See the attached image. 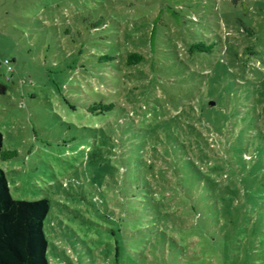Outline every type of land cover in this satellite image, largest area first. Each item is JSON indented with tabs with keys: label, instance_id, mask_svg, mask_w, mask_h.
<instances>
[{
	"label": "rangeland",
	"instance_id": "rangeland-1",
	"mask_svg": "<svg viewBox=\"0 0 264 264\" xmlns=\"http://www.w3.org/2000/svg\"><path fill=\"white\" fill-rule=\"evenodd\" d=\"M201 40L217 44L191 53ZM132 52L143 60L128 64ZM0 79L17 152L0 166L14 198L50 199V264H264L252 153L234 169L223 152L264 135V0H0ZM166 122L217 184L209 202L176 182Z\"/></svg>",
	"mask_w": 264,
	"mask_h": 264
},
{
	"label": "trees",
	"instance_id": "trees-1",
	"mask_svg": "<svg viewBox=\"0 0 264 264\" xmlns=\"http://www.w3.org/2000/svg\"><path fill=\"white\" fill-rule=\"evenodd\" d=\"M237 2V0H233ZM252 34V30L250 31ZM215 41L209 43L201 40L193 43L189 47L191 53L200 51L211 53ZM143 60V55L139 52H132L127 56L128 64L139 63ZM8 91V85L0 79V94H5ZM99 110L110 111L116 104L114 102H99ZM216 108V106H212ZM208 121V120H206ZM213 125L217 132L224 135L223 127H227L221 121L209 119L208 121ZM167 123V122H166ZM165 139L168 148H165V155L170 158L168 165L171 166L176 175H180L177 183L186 192L187 195L193 194L196 198L203 196L207 202L211 199V194L207 191L214 192L216 190V183L212 178H206V182L202 181V172L196 165L188 158L186 152L182 150V145L178 143L173 132H179L180 126L178 124L167 123L164 127ZM188 133L193 135L192 129H187ZM196 145L198 149L206 154L204 151V144L206 143L199 132H196ZM243 134H240V137ZM238 136L227 152L231 159V164L234 169H237V160L234 157L240 158L245 162V153L249 151L252 153L250 160L255 164L254 175L261 181L264 188V135L260 132L255 140H243ZM223 138L226 139L225 136ZM3 133L0 131V159L10 158L17 155L15 150H5L3 145ZM226 142L229 141L226 139ZM204 149V150H203ZM251 149V150H250ZM242 151V153H241ZM219 154V156L223 155ZM207 155V154H206ZM178 169V170H176ZM236 171V170H235ZM252 173V174H253ZM263 173V174H262ZM262 174L261 177H258ZM182 175V178H181ZM202 175V176H201ZM135 203L145 202L140 199L147 196L144 192L150 189L145 183H140L135 180ZM229 191L224 192L220 189V193H230L231 191L237 193L236 189L228 188ZM151 191V190H150ZM148 197V196H147ZM151 197V196H150ZM149 200V198H148ZM147 201V200H146ZM149 202V201H148ZM151 202V201H150ZM51 203L49 198H41L38 200L16 199L11 193L9 181L3 168L0 166V264H50L48 257L49 240L45 232V220L50 212ZM196 208V205H193Z\"/></svg>",
	"mask_w": 264,
	"mask_h": 264
},
{
	"label": "built area",
	"instance_id": "built-area-1",
	"mask_svg": "<svg viewBox=\"0 0 264 264\" xmlns=\"http://www.w3.org/2000/svg\"><path fill=\"white\" fill-rule=\"evenodd\" d=\"M4 63L7 65V69H8L9 71H12L13 67H12V65H11V61H10L8 58H5V59H4Z\"/></svg>",
	"mask_w": 264,
	"mask_h": 264
}]
</instances>
